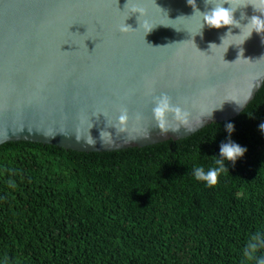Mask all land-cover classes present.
Listing matches in <instances>:
<instances>
[{
    "label": "water",
    "instance_id": "obj_1",
    "mask_svg": "<svg viewBox=\"0 0 264 264\" xmlns=\"http://www.w3.org/2000/svg\"><path fill=\"white\" fill-rule=\"evenodd\" d=\"M223 2L228 8L232 0ZM126 3L0 0V145L31 141L82 152L143 147L228 120L254 97L264 81V36L253 32L242 45L228 46L236 38H221L239 35V27L200 30L198 13L180 18L209 11L205 0H141V17ZM253 15L259 14L249 4L233 18L244 25ZM123 22L133 30L121 33ZM161 92L189 112L176 132L173 114L167 129L153 118L152 96Z\"/></svg>",
    "mask_w": 264,
    "mask_h": 264
},
{
    "label": "trees",
    "instance_id": "obj_2",
    "mask_svg": "<svg viewBox=\"0 0 264 264\" xmlns=\"http://www.w3.org/2000/svg\"><path fill=\"white\" fill-rule=\"evenodd\" d=\"M230 139L246 147L208 187ZM264 81L234 117L177 140L104 152L0 145V264H257L264 239Z\"/></svg>",
    "mask_w": 264,
    "mask_h": 264
},
{
    "label": "clouds",
    "instance_id": "obj_3",
    "mask_svg": "<svg viewBox=\"0 0 264 264\" xmlns=\"http://www.w3.org/2000/svg\"><path fill=\"white\" fill-rule=\"evenodd\" d=\"M130 3H133L137 6L130 8L128 7ZM140 3H141V0H127L125 8H127L130 13H137V12L140 13V17H141L142 13L146 15V10L139 6ZM205 3L212 5L209 11L201 13L200 11L196 10V12H194L192 16L190 17L182 16L180 18H191L198 13L200 24H201L200 30L204 27V25H207L213 28H220L222 26H227V25H234L236 27H239L240 28L239 35H232L231 32L229 31L228 33L225 34L224 37L221 38L222 43L224 39L228 37L229 35L236 38L237 42L230 43L228 44V46L233 45V44L236 46L242 45L244 41L248 39L253 32H256L257 34H261L262 36H264V0H251L252 7L254 8L255 12L258 13L259 15H253L251 18H248V22L244 25H240L238 21L234 20L233 18V13L238 9L239 0H232V3L228 4L229 5L228 8H225L223 6L225 4L223 0H217V2L214 4L209 3V0H205ZM241 18L242 19L245 18L243 14H241ZM70 26L71 25L68 26V29ZM140 27H141V24H140ZM129 29L131 28L129 26H126L124 22L119 27V31L121 33H127ZM200 30L196 33H199ZM196 33H192V34L195 35ZM65 43H69V42H65ZM83 45L87 49V46L85 45L84 42H83ZM212 46L219 47L215 44H212L210 45V48ZM96 47H97V44L95 48ZM95 48L93 49V51L95 50ZM242 51L243 50L241 49V52ZM152 105H153L152 115H153L154 120L157 122L159 128L167 129L166 117L170 113L173 114L174 119L178 122L177 128L172 130L173 132L178 131L181 125L188 124L189 112L182 109L178 104H173L172 98L167 93L161 92L158 95H153ZM237 105L241 106L239 104ZM213 109L203 116L210 117L213 112ZM127 119H128L127 110L124 109L121 111L120 115L117 117V120H118V123L122 125ZM200 123H202L201 120H200ZM224 127L227 133L229 134V136L225 142H221L219 146V156L217 157L214 155V165L215 166L209 167L207 170L203 166H195L192 169L194 179L197 181L203 182L208 187L216 185L218 182V177L222 173H225L228 171L226 164H225L226 161L235 164L236 160L241 158L244 155V153L247 151L246 147H243L230 139L231 133L234 131L233 123L227 122ZM259 129L262 133H264V123H261L259 125ZM184 130L186 132L193 131L191 127H184ZM262 243H264V239H261L259 236H253L245 249V255L249 258H252L258 246ZM257 264H264V258L259 259L257 261Z\"/></svg>",
    "mask_w": 264,
    "mask_h": 264
},
{
    "label": "snow or ice",
    "instance_id": "obj_4",
    "mask_svg": "<svg viewBox=\"0 0 264 264\" xmlns=\"http://www.w3.org/2000/svg\"><path fill=\"white\" fill-rule=\"evenodd\" d=\"M251 5V0H239V6L238 8H243L245 7L246 5Z\"/></svg>",
    "mask_w": 264,
    "mask_h": 264
}]
</instances>
